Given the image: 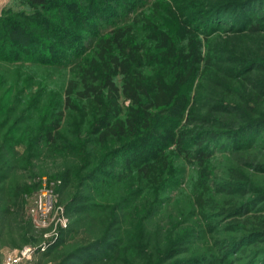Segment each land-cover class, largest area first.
I'll list each match as a JSON object with an SVG mask.
<instances>
[{
	"label": "rangeland",
	"instance_id": "rangeland-1",
	"mask_svg": "<svg viewBox=\"0 0 264 264\" xmlns=\"http://www.w3.org/2000/svg\"><path fill=\"white\" fill-rule=\"evenodd\" d=\"M233 1L52 0L42 10V25L53 20L62 29H30L51 40L54 63H32L23 73L0 66V97L15 99L25 82L46 103L34 114L39 122L74 79L76 108L61 115L53 146L15 139L26 145L12 154L0 139V263L32 247L22 264H75L72 254L94 245L97 257L110 251L88 264H264V0H254L260 11L247 22L256 31L230 15L201 21L241 6L222 10L211 3ZM10 10L35 11L26 0H0V16ZM128 26L126 46L138 55L130 70L145 88L158 78L169 83L175 94L168 106L148 109L146 93L139 104L126 98L122 69L100 54V41ZM119 52L115 46L110 55ZM85 69L99 89L92 104L79 94ZM109 77L119 89L112 99ZM33 104L20 102L13 116L10 104L0 108V126L22 129L23 138L29 123L17 116ZM137 111L144 119L134 136L101 135L108 119L123 122ZM203 136L209 139L200 146ZM151 164L159 183L139 173ZM68 169L64 183L58 176ZM18 184L22 197L15 204ZM202 193L217 207L208 202L201 210L195 198ZM42 200L52 203L45 215ZM101 240L110 245L93 244Z\"/></svg>",
	"mask_w": 264,
	"mask_h": 264
},
{
	"label": "trees",
	"instance_id": "trees-1",
	"mask_svg": "<svg viewBox=\"0 0 264 264\" xmlns=\"http://www.w3.org/2000/svg\"><path fill=\"white\" fill-rule=\"evenodd\" d=\"M259 2V0H257ZM53 3L52 0H26V4L34 9V13L31 11L25 12L23 10L21 11H14L10 10L6 12L4 15L0 16V66L6 67L12 66L14 67L13 70L18 71L19 73L25 72V70L32 64L37 62L42 63H54V61H51L52 55H50L51 50V40H46V38L40 37L38 35L39 33L34 31V29H30L31 25H41L42 29L47 31L49 28H58L60 25H52L54 23L53 20L50 21V25H42L41 19L45 17L43 15L42 10L49 9L50 4ZM57 4V3H56ZM237 4H240L241 6L237 8V10H233V7ZM58 5V4H57ZM59 6V5H58ZM214 6H220L222 10H233L231 12H225L226 14H222V12L218 11L214 16L213 14L211 16H207L201 20L203 23H209V20H212V22H217V18L219 16H233V19L235 22L238 21V23H243V26L251 28V30L256 31L258 30V27L249 24L247 26V22L249 18L254 20L253 13H257L260 11L261 3L256 5L254 0H236L233 1L230 5L229 3H211V7ZM171 8V7H170ZM236 8V7H235ZM255 11V9H257ZM9 9V8H8ZM7 10V9H6ZM173 10V9H170ZM14 13H16V17L14 16ZM18 15H23L25 18L26 23H22L20 19H18ZM209 19V20H208ZM44 23V22H43ZM52 26V27H51ZM56 28V29H57ZM62 29L61 27H59ZM131 27H118L116 29H113V34L108 37L107 39H102L99 43L101 55L104 56L105 54L108 55V64L111 66H114L116 68L122 69V75H123V85L121 88L122 93L126 98L131 99L133 102L139 104L140 103V93H143L149 97L150 103L148 104V109L150 108H161L168 106L173 99V96L175 94L174 88L169 85V83H164L159 80H155V82L150 83L146 85V88L143 86V83L140 81L138 73H134V71L130 70V67L134 61H137L138 55L136 54L134 49H131V51L126 46V35L128 33ZM160 39L164 40V37L162 36ZM115 46H118L120 49L119 55H110V53L113 51V48ZM53 47V44H52ZM84 74H86L84 78V86L83 90L79 92L81 95V99L86 98L87 102L89 104H92L93 102L97 101L96 96L99 94L98 87L90 84L87 80V76H92L90 74V69H85ZM180 76V74H179ZM177 76V78L179 77ZM25 81H28L27 79ZM26 83L24 82V85ZM23 85V89L18 90V95L15 96V99L13 97H6L5 95H1L0 97V108L5 109V105L10 104V114H15L17 111L18 104L20 102L24 101H30L33 100L34 104L27 107H24V110H21L19 115L17 116V119H20L23 123L24 121H27L29 123V128L23 130L28 131L27 134L22 138L20 137V133L22 132V129H14V127L5 128L3 126H0V139H3V145L5 146V143L9 145L11 149V153L15 154V148L20 146L22 147L23 144H25L24 140L15 141V139H35V144H37L38 139H45V143L47 145H55L58 142L57 134L61 128V115H63V112L65 110H74L76 108L74 101H73V94L75 90L77 89V82L74 79L68 80L66 82L65 88L62 92H60L58 95H56L55 100L51 102V106L54 109H51L50 104L46 105L45 113H42L43 116L41 118H45L43 121H35L34 114L36 112H40L44 108V102L43 97H39V95L36 94V91L32 90V87L29 89V87H25ZM105 86L108 89L109 98L114 97L115 93L119 91L118 87L115 85V83L111 80L109 77L105 81ZM21 87L19 85L18 89ZM29 89V90H28ZM32 90V91H31ZM20 96V97H18ZM255 99L251 100L254 101ZM44 102V103H43ZM50 106V107H49ZM245 111L250 110V108L247 105L241 106ZM58 111H55V109H58ZM117 103L115 101H112L110 105L111 110H117ZM249 108V109H248ZM147 110V109H146ZM141 111H137L134 115L131 116V118H128L127 120H124L123 122H115L111 123L110 119L106 121L104 124V128L102 129V136H109V135H115V136H121V137H131L136 134V124L141 119H144V117L141 116ZM143 113V112H142ZM142 117V118H141ZM1 118V114H0ZM206 139H209L207 136H203L202 139H200V146L203 145L206 142ZM26 145V144H25ZM182 146V145H180ZM129 162V159H128ZM132 162V160H131ZM129 162V164H131ZM139 173H142V175L147 179L150 183L157 182L159 183L161 181L160 177L158 176V169L154 165H143L139 167ZM99 172V171H98ZM103 173V172H101ZM107 174V173H106ZM231 176L233 178H242V176L235 171L231 173ZM1 177V175H0ZM59 179L67 183L70 179V170H66L62 172L59 176ZM71 181V180H70ZM65 186V185H64ZM14 198V203L16 204L17 201H20V198L22 197V186L21 184H18L12 194ZM202 195H199L195 198V204L201 209H205L207 207V203L210 202V204L213 207H217L215 203L212 201L205 199ZM264 222V221H262ZM264 228V225H261ZM66 236V235H65ZM64 236V237H65ZM63 237V238H64ZM113 238V237H110ZM63 241V240H62ZM93 244L96 245H110L106 240L97 241ZM114 245V243H113ZM94 245H85L80 247L79 251L72 254V257L75 261V264H88L92 260L95 259H103V257L107 256L109 254H105L104 256L97 257V255L92 252L95 250L93 248ZM55 247V246H54ZM96 248V247H95ZM79 252V253H78ZM99 252V251H98ZM96 253V252H95ZM70 258V257H69ZM2 264V263H0Z\"/></svg>",
	"mask_w": 264,
	"mask_h": 264
},
{
	"label": "built area",
	"instance_id": "built-area-1",
	"mask_svg": "<svg viewBox=\"0 0 264 264\" xmlns=\"http://www.w3.org/2000/svg\"><path fill=\"white\" fill-rule=\"evenodd\" d=\"M47 195V191L43 193V196ZM51 201H41L39 205L40 213L45 215L51 208ZM32 253H34V249L32 247H25L19 254H11L9 255L2 264H22L26 258H28Z\"/></svg>",
	"mask_w": 264,
	"mask_h": 264
}]
</instances>
